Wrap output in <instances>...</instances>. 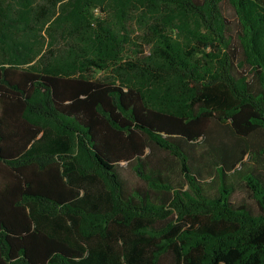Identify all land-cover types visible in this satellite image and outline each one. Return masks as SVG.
Wrapping results in <instances>:
<instances>
[{
  "label": "trees",
  "instance_id": "obj_1",
  "mask_svg": "<svg viewBox=\"0 0 264 264\" xmlns=\"http://www.w3.org/2000/svg\"><path fill=\"white\" fill-rule=\"evenodd\" d=\"M0 264H264V0H0Z\"/></svg>",
  "mask_w": 264,
  "mask_h": 264
},
{
  "label": "rangeland",
  "instance_id": "obj_2",
  "mask_svg": "<svg viewBox=\"0 0 264 264\" xmlns=\"http://www.w3.org/2000/svg\"><path fill=\"white\" fill-rule=\"evenodd\" d=\"M223 9H224V13L232 21L234 26V23L236 22V18L232 7L229 5V3L224 2ZM207 149H208L207 145H200V143L195 147H193V149L191 150L193 154V166L201 167L203 169L205 176H208L210 173H212V175H215L216 172L214 170L216 166L214 165L212 166V164L210 166V162H212V158L211 156H207ZM150 154L152 157L151 160L154 164L158 165L160 163H164L170 167L168 173L170 174V176L172 177L175 183L183 182V178L181 177L179 166L172 158H170V156L166 152L153 148V151ZM120 170L125 180V184L130 191L145 188L146 184L137 176V174L133 171L131 166H128L127 164H123L120 167ZM233 201H235L237 204L242 202H247L250 210L256 215L259 214V208L257 203L252 198H250L249 194L247 193L243 185H240V187L237 188V191L233 196Z\"/></svg>",
  "mask_w": 264,
  "mask_h": 264
}]
</instances>
